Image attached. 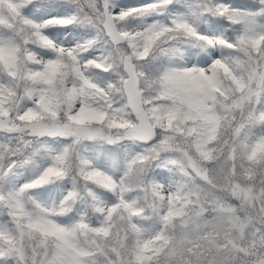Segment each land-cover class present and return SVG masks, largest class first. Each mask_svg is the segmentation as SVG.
<instances>
[{
    "label": "snow or ice",
    "instance_id": "obj_1",
    "mask_svg": "<svg viewBox=\"0 0 264 264\" xmlns=\"http://www.w3.org/2000/svg\"><path fill=\"white\" fill-rule=\"evenodd\" d=\"M0 264H264V0H0Z\"/></svg>",
    "mask_w": 264,
    "mask_h": 264
},
{
    "label": "rangeland",
    "instance_id": "obj_2",
    "mask_svg": "<svg viewBox=\"0 0 264 264\" xmlns=\"http://www.w3.org/2000/svg\"><path fill=\"white\" fill-rule=\"evenodd\" d=\"M126 2L129 4V5H136L138 3H142L144 2V0H126Z\"/></svg>",
    "mask_w": 264,
    "mask_h": 264
}]
</instances>
